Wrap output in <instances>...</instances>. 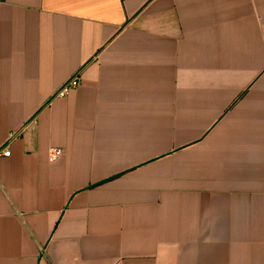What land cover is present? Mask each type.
I'll use <instances>...</instances> for the list:
<instances>
[{"label": "crops", "instance_id": "obj_1", "mask_svg": "<svg viewBox=\"0 0 264 264\" xmlns=\"http://www.w3.org/2000/svg\"><path fill=\"white\" fill-rule=\"evenodd\" d=\"M14 131L0 264H264V0H0Z\"/></svg>", "mask_w": 264, "mask_h": 264}, {"label": "built area", "instance_id": "obj_2", "mask_svg": "<svg viewBox=\"0 0 264 264\" xmlns=\"http://www.w3.org/2000/svg\"><path fill=\"white\" fill-rule=\"evenodd\" d=\"M79 85V79L77 76L73 77L72 79H70L63 87L62 89L59 91V93L57 94L58 97H62L67 95V93L72 90V89H76ZM23 131H14L13 133H11L9 139L7 140L6 143H4L3 145H0V159L1 158H9L11 157V144L12 141H14L16 138L20 137V135L22 134ZM53 157L57 158L60 157L62 152L59 150H55L52 151Z\"/></svg>", "mask_w": 264, "mask_h": 264}]
</instances>
